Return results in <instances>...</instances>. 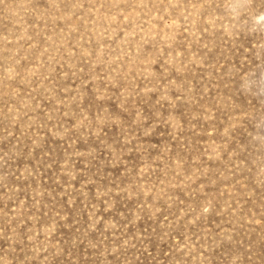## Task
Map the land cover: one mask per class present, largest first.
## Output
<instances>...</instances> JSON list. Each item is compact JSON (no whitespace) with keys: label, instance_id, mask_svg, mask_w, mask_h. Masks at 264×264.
I'll list each match as a JSON object with an SVG mask.
<instances>
[{"label":"rangeland","instance_id":"rangeland-1","mask_svg":"<svg viewBox=\"0 0 264 264\" xmlns=\"http://www.w3.org/2000/svg\"><path fill=\"white\" fill-rule=\"evenodd\" d=\"M0 264H264V0H0Z\"/></svg>","mask_w":264,"mask_h":264}]
</instances>
